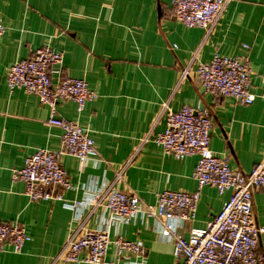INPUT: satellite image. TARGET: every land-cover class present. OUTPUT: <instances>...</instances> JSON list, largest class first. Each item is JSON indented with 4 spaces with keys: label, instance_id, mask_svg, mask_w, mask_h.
Segmentation results:
<instances>
[{
    "label": "crops",
    "instance_id": "obj_1",
    "mask_svg": "<svg viewBox=\"0 0 264 264\" xmlns=\"http://www.w3.org/2000/svg\"><path fill=\"white\" fill-rule=\"evenodd\" d=\"M6 32L0 37V221L19 223L30 236L21 251L11 245L0 252V264L56 263L68 234L79 225L84 233L103 226L104 206L86 208L76 220L67 202L82 200L105 188L125 166L117 187L156 204L164 190L193 192L198 155L176 159L152 143L150 132L164 129L163 103L208 109L212 117L211 149L227 155L232 167L250 171L264 157V0H232L211 32L178 22L172 0H0ZM244 44L250 45L245 49ZM50 45L64 52V76L85 79L98 98L81 113L72 100L57 105V116L91 129L95 152L81 162L61 157L73 188L60 191L64 201L34 202L25 195L14 170L40 148H61L62 130L47 123L51 109L35 94L11 90L9 67ZM219 52L246 56L252 65V104L206 92L196 66ZM190 75L182 81V70ZM230 192L202 189L197 212L179 229L206 227L222 209ZM254 214L264 226V192L254 190ZM104 215V216H103ZM159 222L139 216L111 227V236L141 241L146 264H175L173 244L160 238ZM113 249L108 259L113 257ZM259 252L264 255V234ZM87 264V263H75Z\"/></svg>",
    "mask_w": 264,
    "mask_h": 264
},
{
    "label": "built area",
    "instance_id": "obj_2",
    "mask_svg": "<svg viewBox=\"0 0 264 264\" xmlns=\"http://www.w3.org/2000/svg\"><path fill=\"white\" fill-rule=\"evenodd\" d=\"M231 1L172 0L173 13L184 26L199 27L209 33ZM5 32L6 25L0 16V37ZM243 47L250 49L248 44ZM63 67L64 52L46 45L32 57L13 63L6 75L11 90L20 88L37 95L51 109L47 123L62 130L59 150L40 148L26 158L24 167L13 171V181H22L25 195L34 202L64 201L60 189H71L73 185L61 157L73 155L84 162L96 150L89 127L57 116V105L62 100L74 101L81 113L89 102L98 98L85 79L64 76ZM252 72L246 56L233 57L219 52L196 66V77L206 92L231 98L242 105L252 104L256 98L251 89ZM189 75L190 66H187L182 70V81ZM160 117L165 120L164 129L150 131L142 144L152 143L164 154L179 160L198 155L194 172L197 190L168 189L158 194L156 204L144 203L137 193H125L117 187L125 165L105 188L92 190L85 199L66 203L75 211L76 220L86 208L94 211L104 206L106 216L99 229L84 233V226H76L68 234L55 262L146 264L148 250L141 241L122 235L112 237L110 232L114 225L146 215L159 222L160 238L172 242L175 264H264V255L259 252L264 226L257 223L253 210L254 190L264 192V157L245 172L232 167L229 156L216 154L210 145L213 120L208 109L183 105L175 110L167 101L162 105ZM206 186L216 188L221 195L230 192V196L206 227L192 229L185 236L179 229L184 221L194 218ZM28 240L30 236L24 225L0 221V252L9 245L21 251ZM111 248L113 257L107 260Z\"/></svg>",
    "mask_w": 264,
    "mask_h": 264
}]
</instances>
